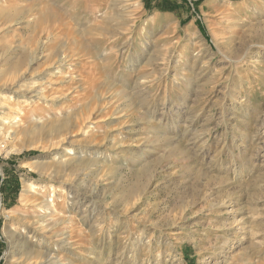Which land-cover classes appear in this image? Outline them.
Here are the masks:
<instances>
[{
	"label": "rangeland",
	"instance_id": "374dc122",
	"mask_svg": "<svg viewBox=\"0 0 264 264\" xmlns=\"http://www.w3.org/2000/svg\"><path fill=\"white\" fill-rule=\"evenodd\" d=\"M0 4V117L42 83L24 117L87 108L75 136L0 144V264H264V0ZM27 182L72 216L69 244L25 229Z\"/></svg>",
	"mask_w": 264,
	"mask_h": 264
},
{
	"label": "bare ground",
	"instance_id": "6f19581e",
	"mask_svg": "<svg viewBox=\"0 0 264 264\" xmlns=\"http://www.w3.org/2000/svg\"><path fill=\"white\" fill-rule=\"evenodd\" d=\"M65 28H67V27H65ZM46 38L47 39L52 38L49 31L46 35ZM45 43H46V41L43 42L41 47L45 46ZM40 44H41V42H40ZM60 55L56 56V57H59L61 59L60 62H62V63L67 60L66 58H69V55H67V54H63L62 56H60ZM47 58H48V56H47ZM36 59L38 60V59H40V57L36 56L35 60ZM13 73L14 72L11 71L8 74L11 75ZM21 76H25V74H21ZM70 78H71V75H70ZM7 85L10 86V90H16L17 85H15L13 82L8 83ZM27 89L32 90V92L31 91L30 92L34 93V94H32L31 98L35 97V98L41 99L43 101H48L50 98L51 92H49L50 90L48 91V89L43 87V83L40 84L39 86H35V87L27 88ZM21 92H24V91H21ZM58 95L59 96H57V97L59 98L60 94H58ZM22 96H25V95H22ZM11 98H13V96H11ZM31 98L24 99V103L22 104V109L20 111L16 112V114L13 117L12 116H10V117L4 116V118L0 117V144L4 143V142H9V144L11 146H14L15 150H17V151H21V150L26 149V148H39V147L43 148V147H45V143L42 142V139H45V137H43L44 131L47 132V136L50 137V142H51L52 140L54 141V139L56 137H58L59 135H64L63 139L68 134H73L75 136L76 131L79 128L80 129L83 128V126H84V119L83 118L85 117L86 111H87V108L84 105L83 106L80 105L79 107L77 105L78 108L75 107L74 109H70V111L67 115L58 116L54 119L52 117H50L51 119H48V117L44 118V117H37V116H33V115H31V116L28 115V116L24 117V113L28 110H24L23 107L29 106V104H30L29 101L32 100ZM13 107L14 106L11 105V101H10V103H7L5 101L0 102V109H9L10 110ZM10 138H12L13 140H10ZM68 138H69V135H68ZM87 139H88V137H87ZM89 140L91 141V139H89ZM73 151H72V149H69L68 152L60 159V162L65 166V169L66 170L68 169L71 172H72V170H74L76 168V166L78 164H80L78 162L82 161V159L84 157L81 154L82 153L81 150L76 151V152H73ZM75 163H78V164H75ZM49 164H50V162H49ZM36 167H38V166H36ZM23 194L27 196L28 200H32V201L36 202L35 204H37V206L39 208V213L38 214L36 213L37 215L34 214L30 217V219L26 220L27 227L25 229L28 228V232L32 233L33 237H35V238L38 237L39 230L40 231L42 230L44 233H49L50 235H52L54 237H58L55 240L56 244H69L68 239H69V237L71 239V236H72L71 233L68 230L67 231L59 230V227L66 226L67 222L72 223V221H73L72 216H68V217L62 216V214L60 212H58L54 195H52V197H50V198L47 197L45 194H42L38 190L37 185H35L31 182H27L25 184ZM24 239L25 238L23 237V242H24ZM32 253H34V251ZM32 253H29V255L24 257V258H20V257L17 258L16 263L17 264H45V262L41 259L49 256L48 254L45 255L43 253V255L35 257V255L33 256Z\"/></svg>",
	"mask_w": 264,
	"mask_h": 264
}]
</instances>
